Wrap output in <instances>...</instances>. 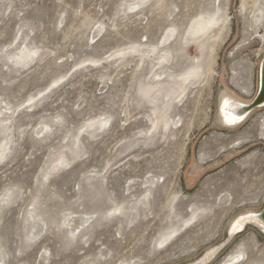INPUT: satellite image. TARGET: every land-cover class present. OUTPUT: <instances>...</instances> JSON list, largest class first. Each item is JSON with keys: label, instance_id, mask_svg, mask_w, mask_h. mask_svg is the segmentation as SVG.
Instances as JSON below:
<instances>
[{"label": "rangeland", "instance_id": "rangeland-1", "mask_svg": "<svg viewBox=\"0 0 264 264\" xmlns=\"http://www.w3.org/2000/svg\"><path fill=\"white\" fill-rule=\"evenodd\" d=\"M262 7L0 0V264H191L259 212L264 107L218 108L257 92ZM238 252L264 264V235L209 264Z\"/></svg>", "mask_w": 264, "mask_h": 264}, {"label": "water", "instance_id": "water-1", "mask_svg": "<svg viewBox=\"0 0 264 264\" xmlns=\"http://www.w3.org/2000/svg\"><path fill=\"white\" fill-rule=\"evenodd\" d=\"M262 107H264V57L262 58L258 69V87L254 98L247 104L233 103L232 107L229 108V110L230 113H233L237 117V121L231 126H225L223 124L222 125L228 128L238 126L244 120H246V118H248V116L252 112ZM252 220L256 223L246 222L237 233L230 234L228 230L227 238L223 243L209 250L202 257L191 264H209L217 256V254L221 252L233 240L235 236L241 234L247 226H253L261 231V226H264V206L255 217H252Z\"/></svg>", "mask_w": 264, "mask_h": 264}, {"label": "bare ground", "instance_id": "bare-ground-1", "mask_svg": "<svg viewBox=\"0 0 264 264\" xmlns=\"http://www.w3.org/2000/svg\"><path fill=\"white\" fill-rule=\"evenodd\" d=\"M260 14H261L262 20L264 21V7L260 9ZM215 16L216 15L213 14L208 17H210L213 20ZM241 94L246 95V94H249V92L241 91ZM233 103L247 104L246 102L236 100L228 96H224L220 102V105L218 108V114H219L221 123L225 126L226 125L231 126L235 124V122L237 121V117L233 113H230V110H229V108L232 107ZM234 117L235 119H233ZM258 213L259 212H251V213L240 215L239 217L236 218V220L234 219L228 228L230 234L237 233L246 222L256 223L255 221L252 220V217H255ZM261 229L262 230L260 232L264 235V226H261ZM230 257H232L231 260L234 259L233 264L243 263V254L241 252L234 253Z\"/></svg>", "mask_w": 264, "mask_h": 264}, {"label": "snow or ice", "instance_id": "snow-or-ice-1", "mask_svg": "<svg viewBox=\"0 0 264 264\" xmlns=\"http://www.w3.org/2000/svg\"><path fill=\"white\" fill-rule=\"evenodd\" d=\"M233 119H235V117Z\"/></svg>", "mask_w": 264, "mask_h": 264}]
</instances>
